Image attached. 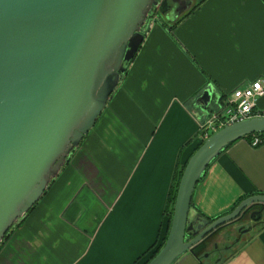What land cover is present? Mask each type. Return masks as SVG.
Returning <instances> with one entry per match:
<instances>
[{
	"label": "crops",
	"instance_id": "crops-1",
	"mask_svg": "<svg viewBox=\"0 0 264 264\" xmlns=\"http://www.w3.org/2000/svg\"><path fill=\"white\" fill-rule=\"evenodd\" d=\"M195 5L172 27L153 23L94 125L0 245V264H140L160 242L168 192L208 112L195 99L210 87L214 107L264 78V0ZM256 193L264 142L241 138L206 167L192 205L216 218ZM172 264L213 263L186 252ZM219 264H264V222Z\"/></svg>",
	"mask_w": 264,
	"mask_h": 264
},
{
	"label": "water",
	"instance_id": "water-1",
	"mask_svg": "<svg viewBox=\"0 0 264 264\" xmlns=\"http://www.w3.org/2000/svg\"><path fill=\"white\" fill-rule=\"evenodd\" d=\"M172 27L194 0H0V242L39 200L104 109L138 51L148 10ZM218 101V100H217ZM217 105V102H215ZM211 110V88L196 99ZM264 133V116L226 124L187 159L166 240L145 264H172L264 194L209 218L192 205L206 167L228 145ZM259 215V214H258Z\"/></svg>",
	"mask_w": 264,
	"mask_h": 264
},
{
	"label": "built area",
	"instance_id": "built-area-1",
	"mask_svg": "<svg viewBox=\"0 0 264 264\" xmlns=\"http://www.w3.org/2000/svg\"><path fill=\"white\" fill-rule=\"evenodd\" d=\"M157 15L144 23L141 30L147 34ZM264 94V78H256L250 82L239 85L229 94L218 98L215 108L206 113V117L198 124V139L205 140L210 134L226 124L254 116H264V111L257 108V101ZM260 140L253 137L250 141L252 146H257Z\"/></svg>",
	"mask_w": 264,
	"mask_h": 264
},
{
	"label": "flooded vegetation",
	"instance_id": "flooded-vegetation-1",
	"mask_svg": "<svg viewBox=\"0 0 264 264\" xmlns=\"http://www.w3.org/2000/svg\"><path fill=\"white\" fill-rule=\"evenodd\" d=\"M202 2L203 0H194V3L198 5ZM156 10L153 6L148 10L145 22L154 18L155 14L157 15V22L161 21ZM263 214L264 209L259 205H254L238 218L220 227L205 241L195 247L194 251L198 260H209L213 264H219L225 260L238 248V245L247 239L246 235L248 233L264 222Z\"/></svg>",
	"mask_w": 264,
	"mask_h": 264
},
{
	"label": "trees",
	"instance_id": "trees-1",
	"mask_svg": "<svg viewBox=\"0 0 264 264\" xmlns=\"http://www.w3.org/2000/svg\"><path fill=\"white\" fill-rule=\"evenodd\" d=\"M181 21V20H180ZM253 137H258L260 142L258 145L263 144L264 142V133H254V134H249L247 136H245L244 138H248L250 141L252 140ZM203 140L199 139V141L197 142V145L195 147V149L202 143ZM257 145V146H258ZM229 146V145H228ZM227 146V147H228ZM194 149V150H195ZM225 149V148H224ZM186 163V162H185ZM185 163L181 166V168L176 172L175 174V178L172 182V185L170 187V190L168 192V196H167V202H166V207L164 210L165 216L167 218V230L166 233L164 234V236L162 237V239L160 240V242L156 245V247L152 250V252L150 253V255L140 264H145L151 257H153L158 251L159 249L162 247V245L164 244L166 237H167V233H168V229H169V225H170V220H171V216H172V210H173V204H174V200H175V196H176V189H177V184L179 181V178L181 176L182 170L184 168ZM201 179V178H200ZM32 208V207H31ZM30 208V209H31ZM29 209V210H30ZM28 210V211H29ZM20 219H18L13 226H15L17 223H19ZM12 226V228H13ZM11 228V229H12ZM11 229H9L7 231V233L5 234V236L3 237L2 241L0 242V245L5 241V239L7 238V236L9 235V232L11 231ZM197 258V256H195ZM198 259V258H197Z\"/></svg>",
	"mask_w": 264,
	"mask_h": 264
},
{
	"label": "rangeland",
	"instance_id": "rangeland-1",
	"mask_svg": "<svg viewBox=\"0 0 264 264\" xmlns=\"http://www.w3.org/2000/svg\"><path fill=\"white\" fill-rule=\"evenodd\" d=\"M186 2H191V0H186ZM213 108H215V106H214V107H213V106L211 107V109H213ZM198 140H199V139H198ZM247 235H248V234H247ZM247 235H246V236H247Z\"/></svg>",
	"mask_w": 264,
	"mask_h": 264
}]
</instances>
